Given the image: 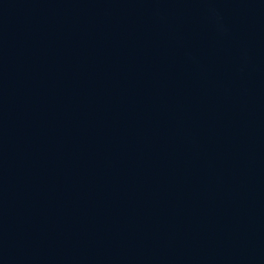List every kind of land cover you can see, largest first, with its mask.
Segmentation results:
<instances>
[{"label": "water", "instance_id": "95a60500", "mask_svg": "<svg viewBox=\"0 0 264 264\" xmlns=\"http://www.w3.org/2000/svg\"><path fill=\"white\" fill-rule=\"evenodd\" d=\"M0 264H264V0H0Z\"/></svg>", "mask_w": 264, "mask_h": 264}]
</instances>
